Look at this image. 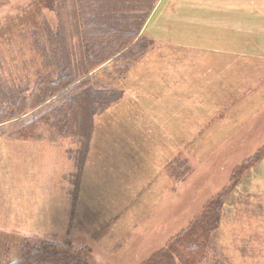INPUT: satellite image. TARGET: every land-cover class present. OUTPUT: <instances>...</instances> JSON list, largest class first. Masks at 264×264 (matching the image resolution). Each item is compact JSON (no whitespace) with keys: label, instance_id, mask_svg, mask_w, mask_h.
<instances>
[{"label":"rangeland","instance_id":"374dc122","mask_svg":"<svg viewBox=\"0 0 264 264\" xmlns=\"http://www.w3.org/2000/svg\"><path fill=\"white\" fill-rule=\"evenodd\" d=\"M158 17L145 33L162 43L132 65L118 82L120 100L95 117L77 191L78 143L45 126L33 139L0 133V257L7 248L17 259L26 237L79 249L90 264H140L228 189L216 255L264 264V158L234 189L230 181L264 146V29L180 41L156 27ZM44 19L56 16L36 0H0V76L32 78L39 59L29 33Z\"/></svg>","mask_w":264,"mask_h":264},{"label":"trees","instance_id":"16d2710c","mask_svg":"<svg viewBox=\"0 0 264 264\" xmlns=\"http://www.w3.org/2000/svg\"><path fill=\"white\" fill-rule=\"evenodd\" d=\"M36 1L52 11L56 20L44 19L30 30L28 46L39 59L32 78L17 82L12 74L0 76V133L33 139L45 126L51 135L78 143L73 188L77 191L95 117L120 100L123 91L118 82L153 47L154 41L141 30L158 0ZM1 70L5 71L2 63ZM263 158L264 146L236 166L230 177L232 188ZM227 190L214 195L184 228L140 264H224L216 255L214 240ZM81 252L24 237L18 258L8 259L5 248L0 264H90Z\"/></svg>","mask_w":264,"mask_h":264},{"label":"crops","instance_id":"0c3cea01","mask_svg":"<svg viewBox=\"0 0 264 264\" xmlns=\"http://www.w3.org/2000/svg\"><path fill=\"white\" fill-rule=\"evenodd\" d=\"M164 1L156 2L141 30L154 43L161 44L162 41L156 35L151 33L147 35L145 31L157 11L159 17L156 27L165 31V35L168 38L173 37L174 40L177 35L180 41L184 36L197 37L201 31L205 34L206 40L208 36L211 40L214 29L224 30V35L227 30L233 28H238L239 32L245 30L249 33L264 29V0H166L165 7L162 6ZM229 1L233 2L232 5L228 3ZM161 7H164L162 12ZM179 13L181 16H178ZM254 15L256 23H252ZM172 30H176L174 36H171L174 34Z\"/></svg>","mask_w":264,"mask_h":264}]
</instances>
